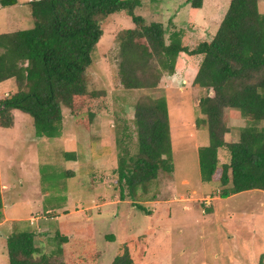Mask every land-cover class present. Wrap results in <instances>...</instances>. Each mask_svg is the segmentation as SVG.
I'll return each instance as SVG.
<instances>
[{
  "label": "rangeland",
  "instance_id": "1",
  "mask_svg": "<svg viewBox=\"0 0 264 264\" xmlns=\"http://www.w3.org/2000/svg\"><path fill=\"white\" fill-rule=\"evenodd\" d=\"M229 1L202 0L195 10L185 0H140L134 13L145 23L160 22L165 37L180 31L193 48L211 39ZM28 2L0 6V32L32 26ZM258 9L264 13V0ZM100 27L86 80L89 88L105 90L107 109L86 127L63 108L61 135L51 139L35 137L31 117L18 110L12 113V126L0 128V264H8L5 238L25 227L35 230L36 245L46 252L55 247V231L69 237L67 264H110L123 245L135 264H257L264 254V191L219 197L220 166L229 159L225 147L217 150L213 181L200 178L197 150L209 139L198 110L207 92L192 83L199 58L180 54L174 74H162L153 89H124L115 38L134 25L121 11L103 18ZM12 86L0 83V99L15 91ZM148 96L166 100L170 171L159 170L148 188L133 197L124 187L120 199L115 170L123 147L136 151L133 109ZM224 121L228 142L245 122L232 109L224 111ZM66 151L74 152L75 160L65 161ZM69 169L73 175L67 177L62 172Z\"/></svg>",
  "mask_w": 264,
  "mask_h": 264
},
{
  "label": "trees",
  "instance_id": "2",
  "mask_svg": "<svg viewBox=\"0 0 264 264\" xmlns=\"http://www.w3.org/2000/svg\"><path fill=\"white\" fill-rule=\"evenodd\" d=\"M185 1L192 9L202 7V0ZM258 1L230 0L211 39L189 48L180 31L165 37L160 22L145 23L136 15L140 0H29L32 26L0 32V83L11 80L15 89L0 99V128L11 127L12 113L18 110L31 117L36 137L56 138L62 131L63 108L89 127L107 109L105 90L89 88L86 80V69L102 34L100 21L124 11L134 27L121 30L115 38L121 86L153 89L162 74H174L180 54L198 57L192 83L207 92L199 99L198 110L205 117L209 139L197 150L200 178L213 181L217 150L225 147L229 159L220 166L219 197L252 189L264 191V13H260ZM16 2L0 0V6ZM226 109L238 111L245 122L238 136L228 142L223 139L228 132ZM132 124L136 151L129 153L123 147L115 170L120 199L124 187L133 197L136 190L148 188L159 170L170 171L165 98L138 100ZM63 157L75 160L72 151L63 152ZM62 173L73 175L70 169ZM1 207L0 196V215ZM137 207L148 212L144 206ZM35 236V230L25 227L5 238L8 264H67L64 245L69 237L55 231V247L46 252L36 245ZM131 254L123 245L110 264H135ZM263 258L264 254L257 264H264Z\"/></svg>",
  "mask_w": 264,
  "mask_h": 264
},
{
  "label": "crops",
  "instance_id": "3",
  "mask_svg": "<svg viewBox=\"0 0 264 264\" xmlns=\"http://www.w3.org/2000/svg\"><path fill=\"white\" fill-rule=\"evenodd\" d=\"M4 82H6V81H4ZM7 82H11L10 80H7ZM4 95V94H3ZM33 135H34V133H33ZM35 136V135H34ZM36 137V136H35ZM38 138V137H37ZM0 181L2 182V178H1V174H0ZM45 209H48V210H46V212H49L50 211V208H46L45 207ZM38 246V245H37ZM111 262V261H110Z\"/></svg>",
  "mask_w": 264,
  "mask_h": 264
}]
</instances>
